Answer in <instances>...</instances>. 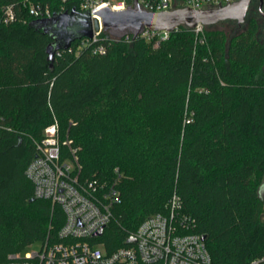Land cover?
<instances>
[{
	"label": "trees",
	"instance_id": "16d2710c",
	"mask_svg": "<svg viewBox=\"0 0 264 264\" xmlns=\"http://www.w3.org/2000/svg\"><path fill=\"white\" fill-rule=\"evenodd\" d=\"M24 1L0 0V261L63 223L24 174L34 140L56 121L79 179L115 181L119 202L101 236L109 251L175 193L211 264H264V44L254 7L229 38L206 26L200 43L180 28L156 47L137 38L102 54L76 52L73 41L50 62V38L30 25ZM12 4L16 19L5 23Z\"/></svg>",
	"mask_w": 264,
	"mask_h": 264
},
{
	"label": "built area",
	"instance_id": "2783aa9c",
	"mask_svg": "<svg viewBox=\"0 0 264 264\" xmlns=\"http://www.w3.org/2000/svg\"><path fill=\"white\" fill-rule=\"evenodd\" d=\"M232 3L234 0H25L29 15L35 19L48 18L54 12H93L103 6L112 11L138 6L150 12L176 8L210 9ZM3 22L16 19L14 5L3 8ZM98 28H93L91 40L82 37L76 41L75 51L88 48L92 54H102L107 44L115 41L131 42L143 39L153 47L168 39L180 28L190 30L197 41H205L206 26L197 23L193 28L178 26L172 31L150 30L146 27L133 37L131 33L115 37L103 30L100 15L90 13ZM58 53V52H57ZM69 143V142H68ZM35 154L28 162L24 174L33 185V198L47 199L57 204L63 212V223L50 236L42 240L38 250L15 252L7 255L0 264H211V256L201 234L188 229L195 224L194 218L181 211L179 197L173 193L165 213H154L144 218L136 230L128 236L134 242L108 250L101 240L104 228L113 218L112 208L119 202L115 181L111 184L97 178L81 181L80 165L75 149L72 158L63 156L56 121L43 129L42 137L34 140ZM74 162H73V161ZM117 171V169H115ZM102 228L101 234L96 232ZM188 230V231H187ZM127 238V239H128ZM252 264H259L253 260Z\"/></svg>",
	"mask_w": 264,
	"mask_h": 264
},
{
	"label": "water",
	"instance_id": "95a60500",
	"mask_svg": "<svg viewBox=\"0 0 264 264\" xmlns=\"http://www.w3.org/2000/svg\"><path fill=\"white\" fill-rule=\"evenodd\" d=\"M137 2V0H136ZM251 0H234L232 3L210 9H189L188 7L176 8L161 12H150L140 8L128 6L125 10L112 11L107 6H103L96 11H77L74 7L69 11L54 12L48 18L33 20L30 25L48 35L50 42L45 48L47 59L52 62L55 55L60 50H66L71 43L82 37L91 40L93 28H98V23L91 19L90 13L100 15L103 30L115 37H122L131 33L134 36L141 33L146 27L150 30L172 31L178 26L193 28L197 23L205 26H212L223 20H233L240 26L246 17ZM264 0H258V11L264 18L262 11ZM259 192L264 196V183L259 188ZM100 228L96 234H101ZM201 238L204 240L205 236ZM130 237L127 243L134 242Z\"/></svg>",
	"mask_w": 264,
	"mask_h": 264
},
{
	"label": "rangeland",
	"instance_id": "374dc122",
	"mask_svg": "<svg viewBox=\"0 0 264 264\" xmlns=\"http://www.w3.org/2000/svg\"><path fill=\"white\" fill-rule=\"evenodd\" d=\"M257 6H258V0H254L252 7H254L255 12H256V20H257L259 32H260L259 39H260L261 43L264 44V18H262L261 15L258 14ZM244 23L245 22H243V24ZM235 24H236V22L233 20H223V21H220V22H218L212 26H209L208 28L214 29V30H221V31L225 32L229 38L235 33V31H239L240 29H242L243 24L241 26H237V24L236 25ZM235 26H237L238 29H235ZM59 139H60V136H59ZM64 152H65V149H64ZM64 152H63V156H64ZM64 157H66V156H64ZM41 243H42L41 240H36V241L32 242L31 244H29L25 249L29 252L38 250L41 246Z\"/></svg>",
	"mask_w": 264,
	"mask_h": 264
},
{
	"label": "flooded vegetation",
	"instance_id": "af4514ba",
	"mask_svg": "<svg viewBox=\"0 0 264 264\" xmlns=\"http://www.w3.org/2000/svg\"><path fill=\"white\" fill-rule=\"evenodd\" d=\"M253 2H254V0H251V3H250V5H249V7H248V10H247V13H246V17H245V21H244V22H246V19H247V16H248L249 10L251 9ZM257 11H258V6H257ZM262 11H264V4H262ZM258 14H260L259 11H258ZM261 17H262V16H261ZM236 24H237V23H236ZM242 24H243V23H242ZM242 24H241V25H242ZM241 25H240V26H241ZM237 26H238V24H237Z\"/></svg>",
	"mask_w": 264,
	"mask_h": 264
}]
</instances>
